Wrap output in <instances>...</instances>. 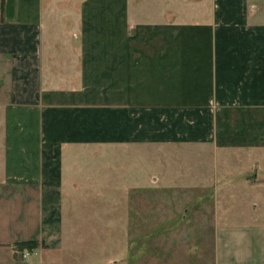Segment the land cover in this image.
I'll use <instances>...</instances> for the list:
<instances>
[{"label": "crops", "instance_id": "1", "mask_svg": "<svg viewBox=\"0 0 264 264\" xmlns=\"http://www.w3.org/2000/svg\"><path fill=\"white\" fill-rule=\"evenodd\" d=\"M157 189L194 241L147 264H264V0H0V264H108Z\"/></svg>", "mask_w": 264, "mask_h": 264}, {"label": "rangeland", "instance_id": "2", "mask_svg": "<svg viewBox=\"0 0 264 264\" xmlns=\"http://www.w3.org/2000/svg\"><path fill=\"white\" fill-rule=\"evenodd\" d=\"M133 204L126 206L124 215L129 218L125 222V237H115L113 231L114 221L107 223L109 236L107 238L79 239L83 246L84 241L88 242L91 250L101 251L107 249L109 257L108 264H122L133 262L136 264H147L149 254L156 257L159 263L164 261L178 262L181 253L187 248L194 239L189 238L192 231L195 230L196 223L187 221L183 215L186 213L181 203L180 191L157 189L154 196H149L146 190L134 192ZM110 199V196H106ZM149 197L154 199L155 205H149ZM106 209L107 215L114 218L115 206L102 207ZM192 214L196 212H206V207H190ZM155 219V230L153 229V220ZM152 226V230L149 228ZM110 231V230H109ZM124 248L123 258H116L117 249ZM194 248V245L191 247ZM190 249V248H189ZM99 256V255H98ZM131 264V263H130Z\"/></svg>", "mask_w": 264, "mask_h": 264}, {"label": "trees", "instance_id": "3", "mask_svg": "<svg viewBox=\"0 0 264 264\" xmlns=\"http://www.w3.org/2000/svg\"><path fill=\"white\" fill-rule=\"evenodd\" d=\"M23 245L28 247L29 249H33L37 246V243L35 241H28L23 243Z\"/></svg>", "mask_w": 264, "mask_h": 264}, {"label": "built area", "instance_id": "4", "mask_svg": "<svg viewBox=\"0 0 264 264\" xmlns=\"http://www.w3.org/2000/svg\"><path fill=\"white\" fill-rule=\"evenodd\" d=\"M31 252H32V251H31ZM31 252H30V251H26V252L23 254L24 258L28 257V256L30 255Z\"/></svg>", "mask_w": 264, "mask_h": 264}]
</instances>
